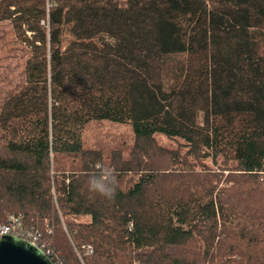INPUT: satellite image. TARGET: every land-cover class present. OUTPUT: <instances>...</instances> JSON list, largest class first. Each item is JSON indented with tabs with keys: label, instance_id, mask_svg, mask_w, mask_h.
<instances>
[{
	"label": "trees",
	"instance_id": "obj_1",
	"mask_svg": "<svg viewBox=\"0 0 264 264\" xmlns=\"http://www.w3.org/2000/svg\"><path fill=\"white\" fill-rule=\"evenodd\" d=\"M122 4L157 12L156 53L62 47L64 9ZM0 20L27 52L0 226L54 264H264V0H0ZM107 122L130 133L90 134ZM108 169L113 200L88 186Z\"/></svg>",
	"mask_w": 264,
	"mask_h": 264
},
{
	"label": "rangeland",
	"instance_id": "obj_2",
	"mask_svg": "<svg viewBox=\"0 0 264 264\" xmlns=\"http://www.w3.org/2000/svg\"><path fill=\"white\" fill-rule=\"evenodd\" d=\"M79 39L110 46L123 57H129L136 49L154 54L158 50L157 12L130 9L123 4L116 8L68 7L63 14L62 47ZM26 58V45L14 36L10 21L0 20V103L23 82ZM198 120L201 123V114ZM89 131L94 135L104 132L111 138L130 133L126 125L108 122L93 124ZM156 138L163 145H176L175 140L161 134Z\"/></svg>",
	"mask_w": 264,
	"mask_h": 264
},
{
	"label": "water",
	"instance_id": "obj_3",
	"mask_svg": "<svg viewBox=\"0 0 264 264\" xmlns=\"http://www.w3.org/2000/svg\"><path fill=\"white\" fill-rule=\"evenodd\" d=\"M0 264H54L36 244L16 235L0 237Z\"/></svg>",
	"mask_w": 264,
	"mask_h": 264
},
{
	"label": "clouds",
	"instance_id": "obj_4",
	"mask_svg": "<svg viewBox=\"0 0 264 264\" xmlns=\"http://www.w3.org/2000/svg\"><path fill=\"white\" fill-rule=\"evenodd\" d=\"M88 186L91 191L108 200H113L118 188L117 173L114 169L104 170L100 176L90 177Z\"/></svg>",
	"mask_w": 264,
	"mask_h": 264
},
{
	"label": "built area",
	"instance_id": "obj_5",
	"mask_svg": "<svg viewBox=\"0 0 264 264\" xmlns=\"http://www.w3.org/2000/svg\"><path fill=\"white\" fill-rule=\"evenodd\" d=\"M17 222L13 219L10 224H6L3 226H0V237L5 234H12L15 235L13 232L16 229ZM32 242V241H31ZM34 243V242H32ZM86 250L91 251L90 246L85 247Z\"/></svg>",
	"mask_w": 264,
	"mask_h": 264
}]
</instances>
